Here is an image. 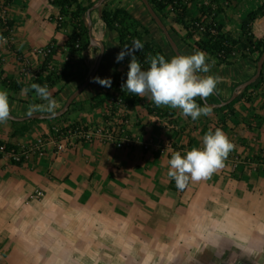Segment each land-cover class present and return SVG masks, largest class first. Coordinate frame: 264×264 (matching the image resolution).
<instances>
[{"label":"crops","instance_id":"crops-1","mask_svg":"<svg viewBox=\"0 0 264 264\" xmlns=\"http://www.w3.org/2000/svg\"><path fill=\"white\" fill-rule=\"evenodd\" d=\"M186 1L193 16H200L199 6L206 5L211 10L210 15L222 26V31L237 35L244 15L264 0ZM104 7H124L149 30L145 39H153L168 60L173 57L172 49L164 33L151 20L140 0H106L90 12L93 39L96 43L104 44V52L93 77L112 78L116 68L118 70L125 68L123 64L116 65V56L119 53L117 35L104 25L101 17ZM167 11L169 13L163 22L180 53L193 54L194 46L183 41V26L175 22L169 8ZM57 14L58 8L51 5L49 0H13L9 9L12 49L18 53H27L31 49L47 47L53 39L56 52L51 62L53 65L59 64L66 58L67 48L65 47V29L57 30L56 23L51 19ZM85 20L88 23L86 15ZM251 33L258 40L264 38V15L251 24ZM194 38L198 39L199 35H195ZM6 44V41L0 39V49L3 50V56L6 59L0 64V70L3 71V75L9 77L18 79L24 76L23 81L26 82L27 76L20 72L19 65L14 61L12 54L5 50ZM99 52V47L89 42L82 52L81 74L67 82L60 80L48 88L51 98L56 101L57 106L54 111L60 109L68 96L86 79L96 63ZM206 56V63L210 64L211 68L208 73L202 75L220 78L212 94L221 99L218 102L228 99L237 85L255 73L254 54L246 56L237 52L230 63L217 62L216 58L209 57L208 54ZM108 88L92 82L91 79L73 99L64 115L57 120L59 125L73 122L90 124L100 122L103 119V107L92 108L90 101L94 95L103 93ZM24 89L26 88L13 91L0 83V90H7L9 94L11 115L50 114L47 111L30 112V105H47V101L39 96L37 100H34V96H29L23 91ZM250 93L254 97L252 102H247L241 96L227 109L218 110L220 106H211L212 114L201 115L196 121H193L191 117L183 116L178 108L164 105L157 107L147 96L140 97L139 104L135 108L128 109L126 115L127 133L135 139L130 148H116L109 143L82 142L66 151L56 152L53 143L46 141L51 133L50 125L54 121L42 118L33 125L31 130L19 137L12 136L13 126L7 121L0 124L1 141L28 145L35 142L38 137H42L46 141V147L42 154L31 151L28 159L18 165L0 159V182L16 183L25 180L36 184H47L50 181L65 184L69 186V189H74L72 194L78 198L69 202L72 207L81 206L80 201H85L88 207L106 204L117 212H126L129 209L134 211L133 205H135L137 208L143 207L146 211H151L152 223L156 225H167L173 214L181 213L184 210L185 200L195 199L198 196L206 197L209 194H217L225 202H235L250 213L258 211L259 206H264V198H260L259 189L255 187L254 180L246 179L243 175L238 176L241 179H237L236 175L228 172L229 163L225 162V168L215 174L207 184L195 186L189 192L181 193L175 189L174 182H169L166 177V160L169 158V153H160L154 147L144 148L142 145L143 142L151 140L160 145L172 144L184 150L193 146L202 147L201 131L207 125L212 130L220 128L228 136L235 145L230 153L243 152L250 156L257 153L264 154L263 96L261 89H255ZM146 103H149L151 112L145 107ZM168 205H175V208H170ZM98 211L104 212L105 209L100 207ZM0 236L1 240L6 239L12 242L6 245L8 251L12 246L19 248L18 242L15 239H9L6 233ZM208 250L210 249H202L198 254ZM4 260L6 261L5 258ZM17 260L19 258L14 255L12 262Z\"/></svg>","mask_w":264,"mask_h":264},{"label":"clouds","instance_id":"clouds-1","mask_svg":"<svg viewBox=\"0 0 264 264\" xmlns=\"http://www.w3.org/2000/svg\"><path fill=\"white\" fill-rule=\"evenodd\" d=\"M143 48L137 39L116 56L120 62L131 57L122 90L147 96L157 107L178 108L193 121L210 116L212 107L195 101L213 94L220 78L202 75L210 71L206 54L194 49L191 55H149L147 69L134 55ZM92 82L111 87V78L93 77ZM30 88L47 105H30L29 111L54 113L56 101L48 86L33 83ZM25 93L28 89L23 90ZM7 90H0V124L10 117ZM202 147L183 153L167 145L166 177L181 193L207 184L224 169L235 145L220 129H209L201 137ZM42 189V190H40ZM68 185L48 182H0V234L18 242L25 264H192L195 254L211 248L220 256V241L230 240L242 252L257 254L264 243V214L250 213L217 194L184 201V210L173 214L167 225L152 223L151 211L143 207L117 212L106 204L72 207L78 199ZM35 193V195H33ZM255 203V202H254ZM211 205V207H209ZM104 207L100 212L98 208ZM175 208V205H168ZM154 211V210H153Z\"/></svg>","mask_w":264,"mask_h":264},{"label":"trees","instance_id":"trees-1","mask_svg":"<svg viewBox=\"0 0 264 264\" xmlns=\"http://www.w3.org/2000/svg\"><path fill=\"white\" fill-rule=\"evenodd\" d=\"M148 1L162 20L165 19L169 13V11H167L168 8L170 9L175 22L183 26V41L188 45L194 46L195 49L203 51L205 54H208L209 57L216 58L217 62L223 63H230L237 52L246 56L254 54L255 58L253 61L256 66V62L264 50V38L258 40L253 36L251 33V24L258 17L264 15V1L255 9L250 10L244 15L240 24V31L237 35H234L228 31H222V26L212 15H210L211 10L206 5L201 4L199 6V9H201L200 16H193L186 0ZM49 3L58 8V14L51 17V19L56 23V29L58 30L63 28L66 31V58H64V60H62L57 65L52 64L51 61L53 59V55L56 52L55 48L53 47L54 40L52 39L50 44L47 46L49 51L40 65L42 70L39 73L28 77L26 82L23 81L24 76L17 79L15 77L3 75V71L0 70V83L2 85L13 91L26 88L28 89L27 93L29 96H34V100H37L38 95L30 88L33 83L40 84L41 86L46 84L49 88L60 80L67 82L68 80L78 77L81 74L82 68L80 67V62L82 60V52L87 48L90 42L89 30L85 20V15L87 9L90 8L95 3V1L49 0ZM101 17L106 28L116 33L119 52L125 46L131 47L134 40L138 39L142 43L143 48L141 50H136L134 55L140 61L141 67L143 69H147L149 67V64L146 62V58L149 55L154 56L159 53L164 55L166 60H168L159 45H157L153 39H145V36H148L149 34V30L138 19L133 17L124 7H104L101 12ZM151 20L153 21L152 18ZM195 35H199V38L195 39ZM172 53L173 56H175L173 51ZM130 59V56L125 55L122 61L116 63V65H125L124 70H118L116 68L113 71L111 87H109L107 91L98 93L92 97L90 101V106L92 108L106 107L110 98L115 92H118L123 105L127 109V113L128 109L135 108L139 104V96L128 92L126 89L122 90V85L127 79L128 64ZM255 89H261L264 106V62L259 77L254 82L246 85L239 95L229 103L218 107V110L227 109L235 102L238 97L241 96L244 97L247 102H252L254 97L250 91ZM248 91L249 94H247ZM218 100L221 99H218L213 95H210L206 101L200 97L195 98L196 103L201 107H203L205 104L209 105L210 103L218 102ZM145 107L148 109V111H152V109L149 108V103H146ZM63 115L64 113L55 118H48L47 120L57 121ZM41 120L42 119H28L19 121L8 119V121L13 126L11 133L12 136L19 137L24 135L26 132L32 129L34 124ZM53 125L54 124L50 125V132ZM209 129L210 127L205 125L201 131V134L204 135V133ZM0 143H3L8 149L16 146L15 143L4 142L1 140ZM253 156L261 158L259 154ZM21 163L22 162H16L14 164L18 165Z\"/></svg>","mask_w":264,"mask_h":264},{"label":"built area","instance_id":"built-area-1","mask_svg":"<svg viewBox=\"0 0 264 264\" xmlns=\"http://www.w3.org/2000/svg\"><path fill=\"white\" fill-rule=\"evenodd\" d=\"M13 0H0V39L6 41V51L11 53L14 61L19 65V70L27 77L39 73L40 59H43L49 49L38 48L31 49L27 53H18L10 46L12 41V25L9 18V9ZM3 50L0 49V63L5 62ZM127 109L123 105L118 92H115L110 98L106 107H103L104 118L95 124L90 123H69L64 125H53L51 132L47 136V142L53 143L56 152L66 151L74 147L77 143H109L116 148H130L135 139L127 133L125 115ZM46 141L38 137L32 144H16L7 148L0 143V159L11 163L23 162L28 159L31 151H37L39 154L45 150ZM144 148L154 147L160 153L167 154V145L182 153V148H176L172 144L160 145L151 140L142 143Z\"/></svg>","mask_w":264,"mask_h":264},{"label":"rangeland","instance_id":"rangeland-1","mask_svg":"<svg viewBox=\"0 0 264 264\" xmlns=\"http://www.w3.org/2000/svg\"><path fill=\"white\" fill-rule=\"evenodd\" d=\"M52 124L59 125V122L54 121ZM257 154H259L261 158H257L253 155H246L243 152L229 153L227 158L229 160L225 162L229 163L228 172L236 175L237 179L240 178L238 176L243 175L246 179L254 180L255 187L259 189L260 198H264V154ZM258 208V211L264 214V206L261 205ZM1 239L2 238H0V264H18V262L19 264H24V257L20 254L19 248L16 249L12 246L8 251L6 245L12 242L10 240ZM220 247L225 249L223 256L218 255L213 249L208 248L210 250L204 251L202 254H195L193 264H202L200 262L204 264H264V243L259 246L258 252L255 255L240 251L227 239L220 241ZM14 255H16L19 260L12 262Z\"/></svg>","mask_w":264,"mask_h":264},{"label":"water","instance_id":"water-1","mask_svg":"<svg viewBox=\"0 0 264 264\" xmlns=\"http://www.w3.org/2000/svg\"><path fill=\"white\" fill-rule=\"evenodd\" d=\"M105 0H97L90 8L87 9L86 11V17L88 20L87 26H88V30H89V41L90 44H94L97 45L99 47V55L98 58L96 60V63L93 67V69L91 70V72L88 74V76L86 77V79H84L82 81V83L68 96V98L66 99L64 105L54 111V113H50V114H41V113H32L26 116H13L10 114L9 119L12 120H19V121H23V120H28V119H42V118H53V117H58L60 115H62L67 108L69 107L70 103L73 101V99L89 84V82L91 81V79L93 78L96 70L98 69V66L100 64L103 52H104V44L103 43H96L93 39L92 33H91V19H90V12L92 9H94L95 7H98L99 5H101ZM142 2V4L144 5V7L146 8L148 14L150 15V17L153 19V21L155 22V24L157 25V27L164 33L172 51L174 52L175 56L177 55H182L178 49V46L175 42V40L173 39L171 33L169 32L168 28L166 27V25L164 24L163 20L161 19V17L158 15V13H156V11L153 9V7L151 6V4L149 3L148 0H140ZM263 62H264V50L261 53V55L259 56L257 62H256V69H255V73L247 80H245L244 82L240 83L239 85H237L236 90L233 91L232 95L226 99V100H222L218 103H210V106H222L225 105L227 103H229L232 99H234V97L236 96V94L238 93V91L242 88H244L246 85L254 82L260 75V72L262 70L263 67Z\"/></svg>","mask_w":264,"mask_h":264}]
</instances>
